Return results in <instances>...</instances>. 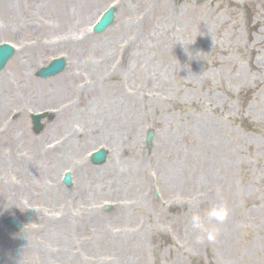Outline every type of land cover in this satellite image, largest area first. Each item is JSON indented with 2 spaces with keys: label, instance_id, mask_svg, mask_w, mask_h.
I'll use <instances>...</instances> for the list:
<instances>
[{
  "label": "rangeland",
  "instance_id": "1",
  "mask_svg": "<svg viewBox=\"0 0 264 264\" xmlns=\"http://www.w3.org/2000/svg\"><path fill=\"white\" fill-rule=\"evenodd\" d=\"M131 1L96 0L90 9L79 15L80 19H73L72 6L68 7L67 2L62 0H4L8 5L19 7L11 16L4 13L1 0L0 44L10 43L17 49L16 55L5 66L8 68L7 73L17 67L16 59L20 58L21 61L24 54L18 53L20 48H35L36 53L42 52V58L32 65V73L26 76L29 81L25 78L17 80L23 82L26 89L31 83L32 92H38L35 95L43 93L52 98L60 94L62 98L48 100L44 97L40 102L38 97L28 109L12 105L11 109L4 111V115L3 112L1 114V123L14 124L5 136L0 137V150L17 133L21 119L25 121L30 135L27 140L19 142L23 146L13 150L23 151L25 158L30 152L25 168L38 170L49 186L52 183L56 187L58 194L50 193L51 201L43 200L42 197L27 201L26 214L21 211V202L14 195H10L12 199L4 195L0 197V207L3 206L0 208V264H10L4 259L13 253L12 249L21 244L19 241L29 233L37 237L36 247L29 246L22 253L23 264H264V55H245L241 47L248 37L251 43L264 42V0H198L199 5L203 6L198 7V13L193 8L197 7L196 2L192 1L190 4L193 7L188 8L187 0H171L173 6L181 7L179 13L170 11L166 14V24L170 30L177 25L179 17L180 27L173 32L168 29L155 32V29L146 27L147 23H144L146 17L150 20L162 19L156 15L159 3L156 9L149 5L146 15L141 13L138 16L136 12L131 14L129 9H125ZM110 6L117 10L113 25L103 35L91 39L92 35L88 32L90 24ZM227 9L234 10V14H230ZM200 11L219 19L209 30L207 41L199 30L202 27ZM176 14L179 16L176 17ZM16 16L23 19L24 23H27L25 20H34L38 26L42 23L41 30L16 31L7 27L6 24ZM132 16L136 24L125 30L122 25ZM60 21H64V28ZM234 22L239 25L236 35L230 25ZM71 30H75V34L80 32L78 41L75 39L77 35L73 36ZM66 35L71 40L68 44L63 43ZM167 36L174 41L176 37L180 38L181 45L195 41L192 48H204V54L196 64L198 90L202 98H207L203 81L217 86L216 93L229 111V114L224 112L227 117L222 119L227 120L223 124L226 140L232 144L234 141L239 143L242 155L229 170L234 185L229 184V176L219 174V170L210 165L205 168V175L196 185L180 184L172 188V185H166L158 166L160 154L157 141L161 133L165 132L180 136L184 122L181 115L182 94L178 102L171 103L166 100L165 90L168 84L176 83V68H185L190 61V58H183L184 61L178 59L169 48ZM35 38H42V43L32 47ZM81 39L82 44L78 43ZM89 40L91 43L86 46ZM113 40L112 51L103 53ZM175 44L178 48L177 42ZM83 49L90 55L102 53L92 63H81L78 67L98 68L100 71L74 77L76 85H87L85 93L74 94L73 97L74 92L70 89V92H66L61 86L62 75L48 82H35L39 68L54 58L65 57L68 61L67 70L76 67L74 54L81 53ZM219 50L222 52L217 53ZM213 58L224 61L225 66L214 64ZM138 64L144 68H135ZM5 71L0 74V80L6 77L3 74ZM208 74L209 78L206 77ZM99 75L102 78H98ZM96 82L110 94H114L118 86L122 94L117 93L116 97H127L126 101L120 100L119 109H112L115 116L108 126L104 124L102 115L110 121V114L105 113L100 106L104 98L93 87L91 89V83ZM3 91L4 88L0 86V95ZM20 91L13 89L10 94L14 93L13 98L16 99L20 97ZM188 107L198 116L195 107ZM222 107L221 101L215 102V109L220 111ZM48 110H54V118L45 121L44 131L37 135L31 129L28 115ZM12 111L17 114L9 115ZM26 112L27 116L22 118ZM71 113L78 120V123L69 122L76 125V133L70 142L64 143L68 130L64 128L58 132L56 126L58 122L68 120ZM131 113L133 119H129ZM150 130L154 131V149L148 153L143 143ZM111 137L116 139L113 147L106 143ZM60 140L63 146L52 147L46 151L48 155H43L47 145ZM34 142L41 147L38 160H33ZM70 144L71 149L66 150ZM99 147L109 150V155L112 152L117 162L131 158L138 161L143 167V181H137L138 185L132 181L125 183L127 176L123 171L107 172L104 166L97 168L88 164L87 155ZM61 154L60 158L55 159ZM82 154L85 157L80 162ZM160 158L163 163L167 161L161 155ZM67 161H70L69 164ZM79 162L83 167L74 174ZM65 171L72 173V190L62 185L61 178ZM90 171L96 172L87 179ZM5 172V175L0 172V179H4L5 184L11 181L17 190L23 187L18 181H15L18 185L14 184L15 172ZM230 190V215L220 226L218 241L215 244L195 243L187 229L191 213L180 198L203 193V206H207L214 193L225 194ZM106 204L113 205L112 210L99 213ZM37 206H42V216L35 209ZM92 214L95 215L88 222L81 224L83 216ZM8 216L21 220L23 230L17 232L7 227L4 221ZM48 229L51 233L46 232ZM3 240L11 243L12 249L7 250ZM63 242L66 243V250L57 247L58 243ZM42 249L50 251L48 263L44 262Z\"/></svg>",
  "mask_w": 264,
  "mask_h": 264
},
{
  "label": "bare ground",
  "instance_id": "2",
  "mask_svg": "<svg viewBox=\"0 0 264 264\" xmlns=\"http://www.w3.org/2000/svg\"><path fill=\"white\" fill-rule=\"evenodd\" d=\"M0 4L3 7V11L6 15H12L14 14L19 7L15 5H8L7 3L3 2ZM96 0H62V2H67L68 7L70 5L72 6V14H74L73 19L79 18L82 14L86 12V10L90 9L91 5L95 2ZM196 2L197 7L191 6V2ZM10 2V1H9ZM186 6L188 8H194V10L198 13V7H203L199 5L198 0H187ZM159 3V4H158ZM158 4V7H157ZM149 5L154 6L158 8V12L156 15H158L160 20L158 19H147V17L144 20V23H147L146 27L155 29V32H162L166 31L168 29L169 31H178V27H180L179 24V15L176 14L177 17V25H174L173 30H170L167 27L166 24V14L168 12L175 11L176 13H179L181 8L180 6H173L171 0H132L131 3L126 10H130V13L136 12L137 15L139 16L141 13L147 12V7ZM155 11V10H154ZM227 11L230 14H234V10L227 9ZM196 13V14H197ZM202 14V27L200 30L202 37H204L207 40H209V30L213 28V25H215L219 19L215 16L207 15L204 12H201ZM80 15V16H79ZM199 15V14H198ZM197 15V16H198ZM181 17V16H180ZM133 16L132 18H129L128 21L122 25V28L130 29L134 27V24L136 22H133ZM27 23H24L23 19H18L17 16L12 18L6 26L15 29L16 31H22L23 29H26L28 31L31 30H41V26L43 25L41 23L40 26L34 24L35 21H27ZM61 22V21H60ZM64 21L61 22V26L64 28L65 24L63 23ZM176 22V21H175ZM69 24L70 22H66ZM60 24V23H59ZM238 23L234 22L231 23L232 25V31L233 34L236 35L238 34L239 30V25ZM74 32V31H73ZM72 32V33H73ZM179 34V33H178ZM61 36V35H60ZM169 36H167V42L169 44V48L172 49L173 52H175L176 56H178V59L183 58H190V61L188 63V66L186 65L185 68H176L177 74L174 76L175 84H168L166 91V100L169 102H178L180 100V94L183 96V102H182V109H181V115H182V121L184 122V129L180 133V136H173L172 133L170 132H165L161 133V135L158 138L157 141V149H158V154H160L162 157L167 158V161L165 163L162 162L160 155L158 157V166L161 168V171L164 175V179L166 182V185L175 187L177 185H196L198 180L205 175V168L207 166H212L213 168L218 169L219 174H223L226 176H229V184L234 185L233 182H231V177H230V169L236 164L237 159L242 156L240 153V144L237 142L230 143L226 137V130L223 124L227 120H222L223 118L226 117V113L229 114V111L225 109V105L220 99L219 95L216 93L217 91V86L208 84L207 81H203V86L205 89H207L208 97L207 98H202V96L199 94L198 86V68L196 67L198 58L204 54L203 50L204 48H199L195 46L194 48L192 43H185L184 45H181L179 43L180 38L176 37V40L174 39H169ZM65 41L63 43L68 44L71 40L63 37ZM35 42L40 44L42 43L41 40L42 38H35ZM250 37H248L246 43L242 44V48L244 50V54L247 55H253L256 53V55H264V42H255L251 43ZM205 41V40H204ZM249 41V42H248ZM113 41L109 42V46L103 53H108V51H112V45ZM177 42L178 48H176ZM91 42L87 43L86 46L90 45ZM189 44V45H188ZM63 45V44H62ZM71 45V44H69ZM27 48V47H26ZM22 49L19 51V54H24L22 55L23 57L21 58V61L19 59H16L17 61V67L11 68L9 73H3L6 75V77L3 80H0V86L1 88H4L3 94L0 95V117L4 111H7L8 108H12L13 106H16V104L21 105L22 107L27 106L31 98H35V93H38L37 91L32 92L31 89V83L28 86V89L24 87L23 82L18 81L22 79H28L26 77L27 75L30 76L32 73V65H36V63L39 62V60L42 58V52L36 53L35 48H30V49ZM222 52V50H219L217 53ZM262 52V53H261ZM79 53V52H78ZM74 54L75 56V61L77 62V66L72 68L71 72L64 74L60 78L62 81L63 88L66 92H69V89L72 92L78 93V94H83L87 91L86 90H77L78 88L74 84L75 76H79L81 74H95L97 72H100L98 68H78L81 63L89 64L92 63L97 57L100 58V55L102 53H95L90 55L85 52L83 49L81 53L79 54ZM82 58L84 60L82 61ZM213 63L218 64L220 63L221 66L224 65V61L220 59L213 58ZM135 68H144L143 65H137ZM103 72V70H102ZM209 74L206 76L209 78ZM247 78V76H244ZM98 78H102V75H99ZM96 83H91V89L93 87L94 90H96L99 94L102 95L104 100L100 104V106L103 108V111L105 113L110 114V121H107V118L103 116L104 124L107 126L111 124L115 113L113 112L112 109H119L121 105L120 100H127V97H121L119 98L118 96L116 97L117 93H120L121 91L119 90L118 86L115 87V93L110 94L108 91H106L105 87L100 86L99 84ZM60 86V85H58ZM21 90L18 92L20 97L13 98V94L11 93V90ZM184 91V92H183ZM42 98V97H40ZM62 98L60 94L55 95L54 97L51 98V100H56ZM29 99V100H28ZM16 100V103L14 101ZM39 101H41L39 99ZM216 101H221L223 104L222 110L218 111L215 109V102ZM94 104V103H93ZM188 105L195 107L198 114L196 116L194 113H192L191 108L188 107ZM70 118L66 121H60L58 122L56 128H58V132H61L64 128L70 131H73L74 124L69 122L71 121H76L78 123L77 117L75 116L74 113H71L69 115ZM26 117V113L24 115V118ZM133 113L130 114L129 119H133ZM230 117V115H229ZM76 123V124H77ZM29 126L26 124L25 121L21 120L18 128H17V133L13 135L10 139L7 140L4 149L2 150L3 152L0 154V172L3 173L4 175L6 174L5 171H13L17 175L14 178V184H23V187L21 189H16L13 186V183L10 181L5 184V180L0 179V197L3 195L8 199H12L10 195H14L18 200V202H21V211H23L25 214L27 213V210L25 208V204L27 201L37 198V197H42L43 200L48 199L51 201L50 193L51 194H58L56 188H52V186H49L48 182L46 180H43V177L41 174L38 172V170L34 169H26L25 164L27 162V159L30 158V152L28 153V156L25 158L23 155V151L18 150L14 152L13 149L19 148L20 146H23L20 141L27 140L28 135H30L29 129H27ZM181 139V140H179ZM70 141V140H69ZM107 144L110 146H114L116 144V139L114 137H111L106 140ZM34 149L32 150V155H34L33 160H38L40 159L41 155L39 153L41 152V147L39 143L34 142ZM48 146V145H47ZM46 147V146H45ZM71 144L66 148V150H70ZM63 149V148H62ZM43 155H48L46 153ZM73 153V150H71V154ZM70 154V155H71ZM113 153L111 152V157L106 164V171L107 172H113L115 173L117 170L118 171H123L127 176V183L128 181H132L133 183L136 184V182H141L144 179L143 175V167L138 161H134L133 158L130 160L125 159L121 162H117L114 159V156H112ZM62 156V154L55 159H58ZM18 157V158H17ZM72 159V158H71ZM70 162V161H69ZM68 162V164H69ZM40 163V161H39ZM96 171H90L87 174V179H90L94 175ZM216 171V174H218ZM22 180H21V178ZM142 179V180H141ZM15 181H18L19 183L17 184ZM4 184V185H3ZM138 185V184H136ZM180 185V186H181ZM25 186V187H24ZM213 188H216L215 186H212ZM171 190V189H170ZM233 190V189H232ZM224 193H214L215 195L211 199V203L215 202H224L228 206L231 204V191ZM8 192V194H7ZM44 193V194H43ZM9 195V196H8ZM25 196L24 200L21 201ZM4 198V199H6ZM14 202V201H11ZM1 206L0 208H2ZM41 216L43 214H40ZM92 214L90 216H83L82 218V223L88 222L90 218L93 217ZM46 232H50L48 229ZM51 233V232H50ZM36 236L33 234L29 233L23 240H20L19 243L15 246V248L12 249V244L7 242L6 240H3V245H5L7 250L12 249L11 254L7 258L4 259L7 263L10 264H23L24 263V251L29 247H36ZM57 247L59 248H64L66 250V243H58ZM44 253V262H49L51 259V254L48 249H42Z\"/></svg>",
  "mask_w": 264,
  "mask_h": 264
},
{
  "label": "clouds",
  "instance_id": "3",
  "mask_svg": "<svg viewBox=\"0 0 264 264\" xmlns=\"http://www.w3.org/2000/svg\"><path fill=\"white\" fill-rule=\"evenodd\" d=\"M194 42H189V44ZM180 199L187 205V209L191 213L187 229L195 243L215 244L220 236V226L230 215L228 205L224 202H215L203 206L205 199L203 193H196L191 197H181Z\"/></svg>",
  "mask_w": 264,
  "mask_h": 264
},
{
  "label": "water",
  "instance_id": "4",
  "mask_svg": "<svg viewBox=\"0 0 264 264\" xmlns=\"http://www.w3.org/2000/svg\"><path fill=\"white\" fill-rule=\"evenodd\" d=\"M1 48V47H0ZM2 49V48H1ZM11 54H12V52H11ZM3 56H6V55H3ZM3 61H5V60H3ZM3 64H0V67L2 66Z\"/></svg>",
  "mask_w": 264,
  "mask_h": 264
}]
</instances>
